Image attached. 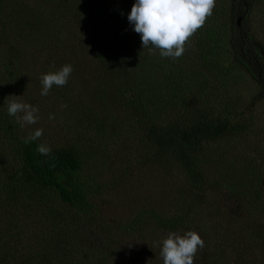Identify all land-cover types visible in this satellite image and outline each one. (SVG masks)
Instances as JSON below:
<instances>
[{
  "label": "rangeland",
  "instance_id": "obj_1",
  "mask_svg": "<svg viewBox=\"0 0 264 264\" xmlns=\"http://www.w3.org/2000/svg\"><path fill=\"white\" fill-rule=\"evenodd\" d=\"M135 2L0 3L2 57L10 65L19 63L9 85L1 81L0 66V99L7 106V101L16 96L17 101L39 109L38 122L24 128L18 123L19 133L28 136L43 129L37 139L39 145L75 147L80 152L83 175L93 181L97 190L90 197L93 205L87 219L90 228L95 225L104 238L94 236L87 224L75 229L66 221L46 222L52 217L44 219L32 205L26 217H21L28 225L25 231L19 235L10 233L8 242L15 247L19 238V248L24 251H17L27 255L39 250L35 245L38 234L65 229L70 235L67 244L73 247L74 254H80L81 247L91 246L95 251L94 242L101 249L103 242L109 250L107 264H163L156 242L166 238L168 232L155 233L152 216H172L192 207L197 216L192 229L178 233L195 231L204 240L194 264H264V0H216L213 14L186 42L183 55L177 59L161 57L158 49H143L142 40L133 50L125 45L126 38H115L114 23L123 22L134 31L128 15ZM100 11L105 16L102 19L96 15ZM230 13L234 29L228 25ZM214 32L217 37L232 35L238 44L244 38L247 53L259 54L257 61H243V54L236 59L237 49L230 42L226 47V41L216 40L218 47L210 54L199 52L197 36ZM135 59L140 64L136 63V74H132L129 70ZM5 60L0 64L8 63ZM64 65L73 68L67 84L54 85L47 96H42V75ZM134 93L151 97L152 101L145 99L139 105L156 120L187 115V107L197 102L196 109L213 108L220 117L233 121L231 131L205 146L199 165L204 179L201 191L185 182L175 160H160L151 152L138 120H144V116H136V106L129 98ZM181 98L185 107L176 103ZM148 102L153 104L148 107ZM50 115L55 119H49ZM4 153L0 143V163L9 169ZM233 168L247 171L248 176L232 180L234 177L229 176ZM215 170L220 173L218 183L211 182ZM235 182L248 196L241 194ZM228 183L232 190L226 186ZM47 210L46 214H50ZM138 213L147 221L143 229H125L137 221ZM6 217L8 214L0 207V230L6 227ZM95 237L99 240L94 241Z\"/></svg>",
  "mask_w": 264,
  "mask_h": 264
},
{
  "label": "trees",
  "instance_id": "obj_2",
  "mask_svg": "<svg viewBox=\"0 0 264 264\" xmlns=\"http://www.w3.org/2000/svg\"><path fill=\"white\" fill-rule=\"evenodd\" d=\"M2 1L0 0V3ZM125 10V8L122 9L123 12ZM101 13L103 11L96 14L99 15L100 19L105 17ZM126 25L123 22L114 23L112 33L120 41L126 38L125 45L129 49L135 50V45L140 44L141 37ZM228 25L230 29H234L231 13L228 16ZM124 34L126 35L123 36ZM217 36L216 32L213 35L209 33L198 35L196 46L199 52L210 54L212 49L218 47L216 40L221 43L226 41V47L230 42V46L237 49L234 52L236 59L243 54V61L245 59L249 62L257 61L259 54L247 53L244 38H241V42L238 44V40L232 35L228 34V36L223 37L222 34L220 37ZM110 48H112L111 45ZM140 57L143 56L140 55ZM0 58L5 60L2 57L1 46ZM5 61L8 63L0 64L3 67L1 81L9 85L15 79L14 74L17 72L16 68H18L19 63L15 61L14 66V64L10 65L8 60ZM136 63L140 64V61L135 59V63L133 62L129 70L132 74H136L134 71ZM259 65L261 68L263 67L261 62ZM143 68H146V66L144 65ZM129 98L132 105L136 106L134 109L136 116L141 115L142 118L144 116V120L140 117L138 120L145 137L150 143L151 152L155 153L160 160H175L183 173L185 182L201 191L204 179L199 165L205 155V146L214 143L228 131H231L234 127L230 122L233 121L228 117H220L213 108L196 109L197 102L192 107H187V110H190L187 115L179 114L175 118L156 120L153 116L145 114L142 105H139L144 104L145 99L152 101L150 96L147 95L145 98L141 93H134V96ZM176 103L177 105L180 103L182 107H185V100L182 98L178 99ZM152 104V102H148L146 106L150 107ZM0 131L4 135V138L0 139V143L5 149L4 157L6 156L7 166H10L9 169L4 168L3 164L0 163V207L8 214L6 222L3 223L6 224V227L0 230V264H107L109 252H107L108 249L106 250L103 242L101 243V249L94 242L95 251L92 250L91 246L85 249L81 247L78 248L80 254H76V252L74 254L73 247L67 244L68 240L70 241V235L65 229H55L52 232L45 230L44 232H48V234H38L40 238L36 237L35 245L39 247V250L31 251L27 255L17 251H24V248H19L21 245L19 238L16 241H20V243H15V247L10 246V242H8L12 237L10 233L19 235L28 226L24 220H21V217L22 215L26 217V212L31 209L32 205L43 213L44 219L48 216L52 217V220L46 222L59 224V222L66 221L68 226L73 227L74 225L75 229L80 226L79 224L89 225L87 216L91 214L93 205V202H90V197L97 190L93 187V181L83 175L81 154L75 147H50V154L42 155L36 150L39 146L37 140L26 144L24 138L27 135L19 133L16 118L8 115L7 106L4 104L3 99H0ZM214 165L217 167L216 164ZM235 170L233 168L229 176V178L234 177L232 179L234 181L242 179L243 176H248L247 171ZM212 173H215L216 176H213L214 179L212 178L211 182L218 183L220 173L218 170ZM229 183L226 186L232 190L233 187L229 186ZM235 184L240 187L242 195L248 196L244 189L241 190L243 186L239 182H235ZM222 185L225 187L224 183ZM38 193L42 194L36 199L35 195ZM31 198H34L37 203ZM52 203H55L56 206L54 207ZM46 208H48V212L50 210V214H46ZM195 213L194 208L187 207L172 216L153 215L152 222L155 221V233L180 232L181 230L192 229V224L197 219ZM28 215L31 217L30 214ZM137 216V221L131 223L129 227L126 225L125 229L138 232L143 229L147 221L142 213H138ZM39 221L40 223L45 222ZM91 227L89 225V231L93 235L96 234L101 240L104 239L95 225ZM69 231L71 233V230ZM98 237L93 240H99ZM75 255L80 257H75Z\"/></svg>",
  "mask_w": 264,
  "mask_h": 264
},
{
  "label": "clouds",
  "instance_id": "obj_3",
  "mask_svg": "<svg viewBox=\"0 0 264 264\" xmlns=\"http://www.w3.org/2000/svg\"><path fill=\"white\" fill-rule=\"evenodd\" d=\"M216 0H136L128 20L134 31L141 35L143 49H158L163 58L177 59L185 51L186 42L204 26L213 14ZM73 72L71 65H64L56 72L42 75L41 95L47 96L55 86H65ZM7 101L9 116L15 117L21 128L38 122L39 109L28 103L15 99ZM62 107H66L62 105ZM49 119H55L53 115ZM43 135V129H36L24 138L26 144ZM37 152L48 155L51 148L40 144ZM160 257L163 264H194L198 249L204 247V240L195 231H187L183 235L170 232L162 241Z\"/></svg>",
  "mask_w": 264,
  "mask_h": 264
},
{
  "label": "water",
  "instance_id": "obj_4",
  "mask_svg": "<svg viewBox=\"0 0 264 264\" xmlns=\"http://www.w3.org/2000/svg\"><path fill=\"white\" fill-rule=\"evenodd\" d=\"M239 21V20H238Z\"/></svg>",
  "mask_w": 264,
  "mask_h": 264
}]
</instances>
